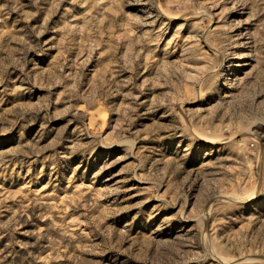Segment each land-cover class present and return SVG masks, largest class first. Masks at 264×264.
Masks as SVG:
<instances>
[{"label":"rangeland","instance_id":"rangeland-1","mask_svg":"<svg viewBox=\"0 0 264 264\" xmlns=\"http://www.w3.org/2000/svg\"><path fill=\"white\" fill-rule=\"evenodd\" d=\"M0 264H264V0H0Z\"/></svg>","mask_w":264,"mask_h":264},{"label":"bare ground","instance_id":"bare-ground-1","mask_svg":"<svg viewBox=\"0 0 264 264\" xmlns=\"http://www.w3.org/2000/svg\"><path fill=\"white\" fill-rule=\"evenodd\" d=\"M146 11V10H145ZM147 19V18H146ZM236 35V34H235ZM241 41V40H240ZM228 70H230V68H228Z\"/></svg>","mask_w":264,"mask_h":264}]
</instances>
